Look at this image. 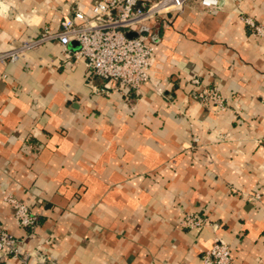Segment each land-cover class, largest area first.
I'll list each match as a JSON object with an SVG mask.
<instances>
[{
	"label": "crops",
	"instance_id": "obj_1",
	"mask_svg": "<svg viewBox=\"0 0 264 264\" xmlns=\"http://www.w3.org/2000/svg\"><path fill=\"white\" fill-rule=\"evenodd\" d=\"M99 0H0V52ZM264 0H198L146 24L151 77L124 95L57 41L0 65V264H202L216 237L264 264ZM215 87L225 111L197 99ZM40 214L29 232L4 201ZM260 193V199L250 197ZM184 213L209 218L201 233Z\"/></svg>",
	"mask_w": 264,
	"mask_h": 264
},
{
	"label": "built area",
	"instance_id": "obj_2",
	"mask_svg": "<svg viewBox=\"0 0 264 264\" xmlns=\"http://www.w3.org/2000/svg\"><path fill=\"white\" fill-rule=\"evenodd\" d=\"M194 0H99L93 5V16L76 11L61 22L58 31L46 29L40 36L26 40L19 46L0 52V65L16 62L23 53L57 41L63 51L70 53L73 42L78 43L74 56L84 61L88 71L102 79L108 87L127 95L140 91L149 82L155 56L154 38L149 39L140 33L129 37L128 33L140 31L147 23L158 21L166 15L179 13ZM200 5L214 11L219 8L220 0H198ZM241 19L253 35L264 37V23H259L247 15ZM197 99L205 107L225 111L228 103L215 87H204L197 92ZM260 193L250 200L260 199ZM4 201L13 210V215L22 228L35 231L40 223V214L32 206L24 203L12 193H6ZM181 225L201 233L210 220L198 213H184ZM0 254L20 257L17 239L0 227ZM202 264H234L231 246L215 238L212 246L203 253Z\"/></svg>",
	"mask_w": 264,
	"mask_h": 264
},
{
	"label": "water",
	"instance_id": "obj_3",
	"mask_svg": "<svg viewBox=\"0 0 264 264\" xmlns=\"http://www.w3.org/2000/svg\"><path fill=\"white\" fill-rule=\"evenodd\" d=\"M145 30H147V29H146V27L143 26V27L140 29V31H135V32H130V33H128V36H129V37H136V36H138L140 33L144 32ZM153 38H154V37H153ZM72 44L78 47V43L73 42Z\"/></svg>",
	"mask_w": 264,
	"mask_h": 264
}]
</instances>
